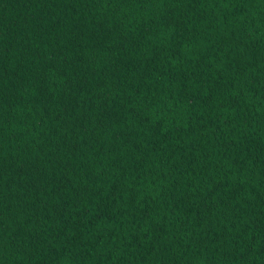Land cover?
<instances>
[{
  "label": "trees",
  "instance_id": "16d2710c",
  "mask_svg": "<svg viewBox=\"0 0 264 264\" xmlns=\"http://www.w3.org/2000/svg\"><path fill=\"white\" fill-rule=\"evenodd\" d=\"M0 264H264V0H0Z\"/></svg>",
  "mask_w": 264,
  "mask_h": 264
}]
</instances>
